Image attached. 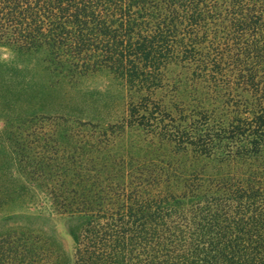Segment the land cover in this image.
<instances>
[{
	"label": "trees",
	"instance_id": "16d2710c",
	"mask_svg": "<svg viewBox=\"0 0 264 264\" xmlns=\"http://www.w3.org/2000/svg\"><path fill=\"white\" fill-rule=\"evenodd\" d=\"M0 47L3 96L100 74L125 106L8 131L74 246L27 215L0 264H264V0H0Z\"/></svg>",
	"mask_w": 264,
	"mask_h": 264
},
{
	"label": "rangeland",
	"instance_id": "374dc122",
	"mask_svg": "<svg viewBox=\"0 0 264 264\" xmlns=\"http://www.w3.org/2000/svg\"><path fill=\"white\" fill-rule=\"evenodd\" d=\"M0 57L14 56L0 47ZM16 61L27 70L38 67L37 58ZM31 73H21L12 81L40 83L39 78ZM3 81L0 78V82ZM124 108L123 88L110 77L100 74L85 78L74 87H57L50 93H43L39 86L4 96L0 93V234L8 230L20 231L24 225L36 229V220L27 222L25 216L39 214L43 217L44 228L54 227L58 231L64 249L71 251L74 246L65 216L53 204L46 183L26 178L24 162L18 157L22 153L17 152V141L9 137L8 131L18 130L19 124L23 128V119L31 115H67L104 124L120 118ZM43 123L49 135L50 128H54L53 122L45 120Z\"/></svg>",
	"mask_w": 264,
	"mask_h": 264
}]
</instances>
